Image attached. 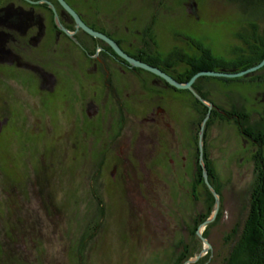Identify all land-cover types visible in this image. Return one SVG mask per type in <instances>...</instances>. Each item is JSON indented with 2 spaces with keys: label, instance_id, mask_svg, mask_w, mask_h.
<instances>
[{
  "label": "rangeland",
  "instance_id": "1",
  "mask_svg": "<svg viewBox=\"0 0 264 264\" xmlns=\"http://www.w3.org/2000/svg\"><path fill=\"white\" fill-rule=\"evenodd\" d=\"M66 2L131 52L162 58L179 50L196 54L189 40L194 38L215 56L235 60L248 51L241 35L249 36L251 23L264 35V15L246 13L230 0ZM61 20L55 16L60 27ZM48 23L53 24L50 13ZM50 35L45 52L32 58L49 74L0 66V121H8L0 130V264H169L186 246L191 251L205 246L194 233L195 218L207 212L208 202L195 173L203 108L197 97L167 88L145 70L122 73L114 57L100 54L119 84L118 95L107 100L106 71L89 72L93 59L79 44ZM77 36L82 43L92 41L82 30ZM184 68L179 63L169 72ZM260 75L264 66L239 81L210 76L197 84L213 106L228 111L242 106L252 125L264 115ZM91 102L101 105L97 112ZM159 106L164 113L157 112ZM120 108L126 116L123 134ZM110 109L113 130H106ZM153 113L160 122L144 131L142 146L140 129L149 126L144 119ZM256 148L233 119L217 116L207 131L204 153L223 196L220 219L215 222L216 215L199 230H209L215 247L244 210L256 174ZM90 225L95 229L87 236Z\"/></svg>",
  "mask_w": 264,
  "mask_h": 264
},
{
  "label": "trees",
  "instance_id": "2",
  "mask_svg": "<svg viewBox=\"0 0 264 264\" xmlns=\"http://www.w3.org/2000/svg\"><path fill=\"white\" fill-rule=\"evenodd\" d=\"M230 1L238 4L246 13L248 12L251 15L259 16L264 15V0ZM250 28L251 31L248 37L241 35V38L248 47V51L246 54H242L235 60H226L215 56L209 47L194 38H189L190 42L198 50L194 55H190L179 50L170 53L166 58H162L159 55H150L146 58H142V60L160 68H162V65H165L169 69H174L177 64L183 63L186 68H184L183 72H175L176 74L173 75V78L184 83L190 81L196 73L203 70H244L257 65L264 60V35L259 34V26L257 23H251ZM99 45L100 44H98V46ZM108 48L111 47L108 45ZM162 70L165 69L162 68ZM204 78H210V76H199L194 82L193 87L200 95L208 99L207 93L203 91L199 84H197L199 79ZM219 78L225 80V82L239 81L243 79L237 77ZM256 78L263 81L264 75L257 76ZM251 80L254 81V79ZM196 101L203 107L201 108V116L198 121L200 129L203 119L207 116L209 107L198 98H196ZM217 116L221 119H233L241 130V133L251 140L255 146H257V150L253 154V160L256 165L255 179L248 193V197L243 203L244 210L242 211V208L239 210V219L237 218L231 230L225 235L224 241L220 246L215 247L212 245L211 250L208 251V249L206 253L204 252V246L200 249L198 248L199 250L197 249V251L188 250V247L186 246L184 251L182 250L178 254L174 255L172 262L169 264H184L187 260L196 257L199 254H201V256L189 264H264V119L251 125L250 114L242 106L239 107L234 105L233 108L228 111L214 105L210 111V118L208 119L205 127V138L209 127L211 126L214 118ZM197 136L199 138V131ZM198 153L195 172L197 177L196 179L199 183L202 182L206 187V194L208 197L206 199L208 202L206 201L207 212L205 214L201 212L197 218H195L196 224L194 233H196L201 224L211 218L215 205V197L203 178V168L199 163ZM205 163L208 168L209 181L220 194L221 198L223 196L221 189L222 184L219 182L217 173L215 172L206 151ZM220 216L221 214L218 213L215 222L220 219ZM213 224L214 223L208 224L206 229L211 227ZM93 229L95 228L90 225L86 235H91V231L93 232ZM203 235L208 239L209 230H205Z\"/></svg>",
  "mask_w": 264,
  "mask_h": 264
},
{
  "label": "flooded vegetation",
  "instance_id": "3",
  "mask_svg": "<svg viewBox=\"0 0 264 264\" xmlns=\"http://www.w3.org/2000/svg\"><path fill=\"white\" fill-rule=\"evenodd\" d=\"M49 13L51 16V21L53 23L51 27L50 24L48 23ZM59 15L62 18L61 23L63 27L66 28L67 31L65 29H62L55 22V16L57 17ZM83 20L85 21V19ZM88 25L93 29L105 33L107 36L113 38L115 41H117V43L126 53L134 57L136 60L148 63L145 60H142V58H146L147 56L151 55L148 53V51L138 50V52H131L129 49H126L123 46L120 38L113 36L111 32L107 31V29L98 28L93 24H88ZM81 30L84 31L86 34H89L82 28L77 27L76 20L66 10V8L64 7V5L61 3L60 0H0V66L2 65L4 68L11 67L14 69L41 68L44 75L49 74L47 70L44 71L43 68L44 66H42V63L34 62L32 58H36L38 54L42 55V53L45 52L44 46L46 45V42H48L47 39H49V37L51 36L50 34L54 33L56 40L60 39L62 36L69 38V40L73 39L74 41L71 40L73 43L76 42L77 45L79 44V46L83 48V51L84 50L86 51L87 56L93 59L92 67H88L89 72L94 73L100 71L101 69L103 71H106L105 74H106L107 100L110 98L112 93L118 95L119 84L117 85L116 81H114L115 79L111 78L112 72L109 68L110 64H108V62L106 61L102 62L98 57V55L101 54L102 56H105V58L114 57L115 60L119 62L118 70H120L122 73H125L127 69H132L134 71L145 70L144 68L131 64L128 60L118 55L113 49V47L102 38L91 36L92 39L91 42L82 43V41H79L77 38L78 37L77 35ZM98 44L100 45L98 46ZM108 45L111 48H108ZM27 52H29V56ZM54 52L57 54L58 50L55 49ZM99 62H102V64H100ZM161 67L165 69L163 71H165L167 74H169L170 76L173 75L169 72V68H167L165 65H162ZM73 68H75V66ZM162 68L160 69L162 70ZM153 74L156 77H158L159 80H161L167 88H171L175 91L180 90L168 84V82L162 77L156 75L155 73ZM49 76L51 80L54 79L53 75H49ZM92 103L94 102H91L90 108L94 109L93 112H97L100 109L101 105L96 103L97 105L96 106L95 104ZM110 110L111 112L108 113V123L106 130H113L112 109ZM124 111L125 110L123 108H120L119 111L120 125L118 127L120 128L121 134H123V132L127 130L126 116ZM87 112L90 114L91 110L89 109ZM157 112L164 113L165 109L159 106L157 108ZM103 118L104 119L106 118V114L103 116ZM3 119L4 120L0 121V130L2 129L3 125L8 122L5 117H3ZM263 119H264V115L260 116L259 120L262 121ZM144 120L149 123V126L147 127L143 126L140 129L141 137L139 143L141 142L142 146L145 145L146 143L145 139L147 134H145L144 131L151 130L150 127L151 125L153 124L156 125L159 124L160 122L158 116H155L154 113L151 117L145 118ZM147 122L144 125H146ZM165 123L169 128V130H171L172 128L170 122L165 121ZM69 129L71 130L75 128H69ZM152 129L158 130L156 126L153 127Z\"/></svg>",
  "mask_w": 264,
  "mask_h": 264
},
{
  "label": "water",
  "instance_id": "4",
  "mask_svg": "<svg viewBox=\"0 0 264 264\" xmlns=\"http://www.w3.org/2000/svg\"><path fill=\"white\" fill-rule=\"evenodd\" d=\"M61 3L64 5V7L66 8V10L74 17V19L77 22V27L82 28L83 30H85L86 32H88L89 34H91L92 36L95 37H99L104 39L105 41H107L115 50V52L120 55L121 57L125 58L126 60H128L131 64H134L138 67L144 68L145 70H148L150 72L155 73L156 75L162 77L163 79H165L168 84L174 86L177 89H188L190 90L201 102L206 103V105H208L209 107V111L207 113V116L203 119L201 126H200V130H199V162L202 165L203 168V178L205 180L206 185L211 189L214 197H215V205H214V213L212 214L211 218L207 219L203 224H207L209 223L212 219H214L217 215L218 209H219V205H220V194L216 191V189L213 187V185L210 183L209 181V174H208V168L206 166L205 163V153H204V139H205V127L207 124L208 119L210 118V111L213 107V103L209 102L208 99L204 98L202 95H200L195 88L193 87L194 82L197 80V78L199 76H218V77H230V78H236V77H240L244 74H248L249 72H253L259 68H261L264 65V60L247 69L244 70H203L201 72L196 73L190 81L184 83V82H179L177 81L175 78H173L172 76H170L169 74H167L165 71L161 70L159 67L156 66H152L148 63L136 60L134 57L130 56L128 53H126L121 47L120 45L117 43V41H115L113 38L107 36L105 33H102L100 31H97L95 29H93L92 27H90L89 25H87L82 18L80 17V15L65 1V0H60ZM53 7V6H52ZM62 29H65V27H63V25L61 26ZM67 31V30H66ZM201 224L200 227L203 225ZM200 227L197 229V233L198 235L202 238V240L204 241V250L205 252L210 249L212 247L211 243L208 241V239L206 237H204L203 232H200ZM201 256V254H199L196 257L190 258L189 260H187L184 264H189L194 262L195 260H197L199 257Z\"/></svg>",
  "mask_w": 264,
  "mask_h": 264
}]
</instances>
